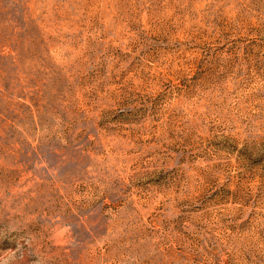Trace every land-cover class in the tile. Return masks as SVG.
Wrapping results in <instances>:
<instances>
[{"label": "rangeland", "instance_id": "1", "mask_svg": "<svg viewBox=\"0 0 264 264\" xmlns=\"http://www.w3.org/2000/svg\"><path fill=\"white\" fill-rule=\"evenodd\" d=\"M0 264H264V0H0Z\"/></svg>", "mask_w": 264, "mask_h": 264}]
</instances>
